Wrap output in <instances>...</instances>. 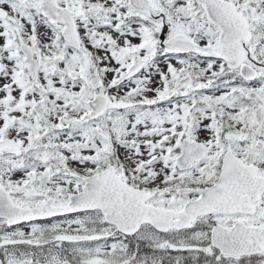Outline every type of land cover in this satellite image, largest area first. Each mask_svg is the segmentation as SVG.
<instances>
[{"label": "snow or ice", "instance_id": "1", "mask_svg": "<svg viewBox=\"0 0 264 264\" xmlns=\"http://www.w3.org/2000/svg\"><path fill=\"white\" fill-rule=\"evenodd\" d=\"M0 264H264V0H0Z\"/></svg>", "mask_w": 264, "mask_h": 264}]
</instances>
